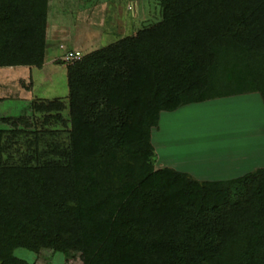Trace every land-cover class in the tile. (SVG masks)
Wrapping results in <instances>:
<instances>
[{
	"label": "trees",
	"instance_id": "trees-1",
	"mask_svg": "<svg viewBox=\"0 0 264 264\" xmlns=\"http://www.w3.org/2000/svg\"><path fill=\"white\" fill-rule=\"evenodd\" d=\"M155 1L159 21L67 66L68 104H32L43 125L69 126L70 144L0 163V264H33L18 249L83 264H264V167L198 181L157 168L152 137L164 112L251 93L264 103V0ZM49 12L50 0H0V68H43Z\"/></svg>",
	"mask_w": 264,
	"mask_h": 264
},
{
	"label": "rangeland",
	"instance_id": "rangeland-1",
	"mask_svg": "<svg viewBox=\"0 0 264 264\" xmlns=\"http://www.w3.org/2000/svg\"><path fill=\"white\" fill-rule=\"evenodd\" d=\"M160 19L155 0H50L43 68H12L7 89L0 92V129L6 131L0 163L19 165L49 145L69 146V126L54 119L43 125L45 114L32 108L36 101L61 99L68 104L67 49L81 52V59ZM7 71L1 69L0 77ZM21 115L30 118L32 126L22 127L29 133H12L13 127L2 120ZM60 117L69 120V110ZM152 137L157 168L178 169L198 181L243 176L264 167V103L260 94L251 93L164 112ZM38 158L43 163L52 157ZM15 254L33 264H83L78 256L66 259L48 249L38 255L18 249Z\"/></svg>",
	"mask_w": 264,
	"mask_h": 264
},
{
	"label": "built area",
	"instance_id": "built-area-1",
	"mask_svg": "<svg viewBox=\"0 0 264 264\" xmlns=\"http://www.w3.org/2000/svg\"><path fill=\"white\" fill-rule=\"evenodd\" d=\"M61 48L62 49H67L64 45H61ZM82 56L81 52L79 51H70L67 49V52L65 54V60L67 62H73V61H76L78 60L80 57Z\"/></svg>",
	"mask_w": 264,
	"mask_h": 264
},
{
	"label": "crops",
	"instance_id": "crops-1",
	"mask_svg": "<svg viewBox=\"0 0 264 264\" xmlns=\"http://www.w3.org/2000/svg\"><path fill=\"white\" fill-rule=\"evenodd\" d=\"M47 40H48V38H47ZM1 69H3V68H0V71H1ZM11 70H12V68H9V71H7L6 73H2L3 74V76L2 77H0V92H1V90H6L7 89V80L9 79V74H11L12 75V73H11ZM1 73V72H0ZM0 99H3L2 97H1V93H0ZM194 105V104H193ZM162 167V166H161ZM163 168V167H162ZM178 170V169H177ZM179 171H181V170H179Z\"/></svg>",
	"mask_w": 264,
	"mask_h": 264
}]
</instances>
